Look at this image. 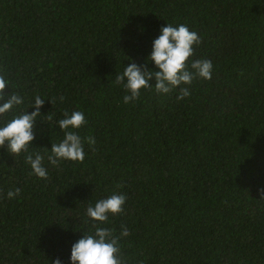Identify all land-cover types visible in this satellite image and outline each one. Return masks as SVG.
<instances>
[{"label":"trees","instance_id":"16d2710c","mask_svg":"<svg viewBox=\"0 0 264 264\" xmlns=\"http://www.w3.org/2000/svg\"><path fill=\"white\" fill-rule=\"evenodd\" d=\"M165 23L197 33L189 62L210 60L211 78L124 104L115 73ZM0 75L23 99L13 111L44 98L29 151L48 171L0 148V264H69L86 207L113 192L126 200L104 226L128 229L124 264H264V0H0ZM73 110L95 144L53 167L44 148Z\"/></svg>","mask_w":264,"mask_h":264},{"label":"clouds","instance_id":"9594fccd","mask_svg":"<svg viewBox=\"0 0 264 264\" xmlns=\"http://www.w3.org/2000/svg\"><path fill=\"white\" fill-rule=\"evenodd\" d=\"M199 43L200 37L185 24H163L152 39L144 62L137 64L130 61L120 72L115 73L112 82L123 89L122 102H135L140 96V90L149 88L159 94H167L176 89L178 101L188 97L189 86L194 78L208 80L212 75L213 65L210 60L192 59L189 62L194 53V45ZM149 63L152 67L147 66ZM6 87L11 89L7 79L0 75V148H4L12 157L23 153L24 162L29 166L31 174L38 179H46L48 171L43 163L45 155L29 151L30 147L36 148L31 146V142L44 98L39 95L33 97L28 107L33 109L31 112L27 111L28 108L16 112L13 110L19 108L23 99L12 90L6 93ZM59 100L62 101L63 97H59ZM10 112L12 115L9 119L7 114ZM84 123V113L79 110L70 113L65 111L62 118L56 120L55 124L63 137L56 143L51 142L50 148L42 147L46 150L49 165L56 167L61 161L78 162L84 159L85 142L90 148L95 144L94 137L88 136L82 140L77 134L76 130ZM258 191L260 199H264V189ZM19 192V188H14L8 190L5 196L13 198ZM125 200L123 193L113 192L86 207L84 214L92 227L90 230L79 229L80 237L70 245L69 264H124L119 241L128 236V229L121 226L117 236L113 229L104 225L110 215L115 216L123 211ZM51 264H63V261L56 257L51 260Z\"/></svg>","mask_w":264,"mask_h":264}]
</instances>
